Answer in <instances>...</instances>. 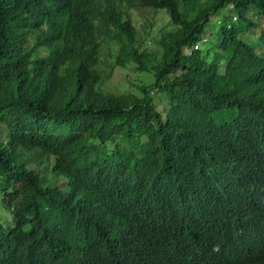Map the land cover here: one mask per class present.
<instances>
[{
	"label": "trees",
	"instance_id": "trees-1",
	"mask_svg": "<svg viewBox=\"0 0 264 264\" xmlns=\"http://www.w3.org/2000/svg\"><path fill=\"white\" fill-rule=\"evenodd\" d=\"M130 8L168 19L141 38ZM115 68L138 95L103 89ZM203 166L212 197L264 180V0H0V264H163L172 220L263 228L260 195L251 219L193 205Z\"/></svg>",
	"mask_w": 264,
	"mask_h": 264
},
{
	"label": "clouds",
	"instance_id": "clouds-1",
	"mask_svg": "<svg viewBox=\"0 0 264 264\" xmlns=\"http://www.w3.org/2000/svg\"><path fill=\"white\" fill-rule=\"evenodd\" d=\"M207 166L199 167L197 173L185 178L179 188L183 193L191 188L197 189L198 193L193 205L205 212H226L235 208L241 202L243 217L249 215V219L257 216L258 205L246 200L248 195H260L264 204V180H259V188L254 183L244 194L233 197H212L205 193L201 187V181L209 175ZM186 222L182 219L172 220L171 242L167 243L160 251L163 252V264H223L229 254H233L241 261H252L256 258L264 259V227L257 232L237 237L235 229L225 227L217 240L203 241L201 237L190 240ZM254 231V230H252ZM231 237V238H230ZM217 261H221L220 263Z\"/></svg>",
	"mask_w": 264,
	"mask_h": 264
},
{
	"label": "rangeland",
	"instance_id": "rangeland-1",
	"mask_svg": "<svg viewBox=\"0 0 264 264\" xmlns=\"http://www.w3.org/2000/svg\"><path fill=\"white\" fill-rule=\"evenodd\" d=\"M228 10L226 14H228ZM126 12L130 15L132 21L134 22L135 28L137 30L138 36L141 38H144V30L149 27V25L152 23V30L153 31H158L161 26L167 21L168 17L164 12H156L153 13L152 10H147L144 8H130L126 9ZM214 23H218L219 18H212L211 20ZM210 24L207 25L205 34L203 36L204 39L208 40L210 42L212 38V29L209 26ZM258 33V30L255 31L254 35L249 36L247 34L239 36L241 39H246V40H252L256 38ZM147 47H150L149 42H147ZM112 51V49H110ZM257 53H262L260 49L257 50ZM103 57V53L101 56V60ZM142 78L141 75H137L132 71H125V70H119L118 68H115L111 72V77L109 80L105 82V86L103 89L113 91V92H118L122 91V89H118L121 85L125 84H131V91L138 95V89L136 88L137 85L140 84L138 79ZM144 80V79H142ZM159 110L162 109L161 106L158 107ZM0 215H1V222L5 224L6 227H10L12 225L11 222V216L10 214L5 211L4 209L0 208Z\"/></svg>",
	"mask_w": 264,
	"mask_h": 264
},
{
	"label": "bare ground",
	"instance_id": "bare-ground-1",
	"mask_svg": "<svg viewBox=\"0 0 264 264\" xmlns=\"http://www.w3.org/2000/svg\"><path fill=\"white\" fill-rule=\"evenodd\" d=\"M217 262H219V261H217ZM220 262H221V261H220ZM220 262H219V263H220Z\"/></svg>",
	"mask_w": 264,
	"mask_h": 264
}]
</instances>
